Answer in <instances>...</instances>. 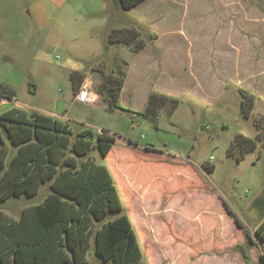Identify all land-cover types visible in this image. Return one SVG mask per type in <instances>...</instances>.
I'll list each match as a JSON object with an SVG mask.
<instances>
[{"label": "rangeland", "instance_id": "obj_1", "mask_svg": "<svg viewBox=\"0 0 264 264\" xmlns=\"http://www.w3.org/2000/svg\"><path fill=\"white\" fill-rule=\"evenodd\" d=\"M94 2L0 0V87H12L22 109L64 115L72 138L84 129L115 136L116 149L107 157L96 149L90 154L114 177L142 264H264V248L254 236L264 217V146L258 142L239 162L227 153L235 134L255 138V121L264 123V0H146L132 10H116L107 1L104 12L93 15ZM149 6L165 30L178 34H164L160 49L104 48L98 30L135 26ZM22 17L45 34L42 46L14 41ZM101 17L103 29L92 30L91 38L74 37ZM145 30L148 43L153 36ZM116 65L126 79L121 107L108 111L94 90L101 71ZM82 85L94 93L93 104L73 100ZM240 89L256 96L248 117ZM152 91L178 101L144 115ZM49 185L42 183L34 196L0 200V212L19 218L24 207L43 201ZM87 264L99 263L91 255Z\"/></svg>", "mask_w": 264, "mask_h": 264}, {"label": "trees", "instance_id": "obj_2", "mask_svg": "<svg viewBox=\"0 0 264 264\" xmlns=\"http://www.w3.org/2000/svg\"><path fill=\"white\" fill-rule=\"evenodd\" d=\"M107 1L116 10H130L143 0ZM96 33L104 48L107 43H120L137 52L146 45L135 26ZM125 79L126 72L118 65L101 71L94 91L106 110L121 107L119 97ZM240 92L241 111L248 117L256 96L246 89ZM0 95L13 97L15 91L4 84ZM169 101L176 104L178 100L152 91L143 114L155 115ZM255 128V138L237 133L230 142L227 153L236 162L256 149L258 142L264 146V123L256 120ZM72 134L67 121L37 110L14 107L0 114V200L34 196L42 183L50 181V192L43 201L24 207L19 218L0 212L1 264H87L91 255L99 264L143 263L131 220L126 212L121 213L122 199L114 177L107 165L96 163L90 154L96 149L101 158L107 157L115 136L89 129L79 131L74 138ZM228 211L248 240L254 242L238 217ZM254 236L264 248V217ZM239 246L246 258L243 245ZM262 258L264 261V251Z\"/></svg>", "mask_w": 264, "mask_h": 264}, {"label": "crops", "instance_id": "obj_3", "mask_svg": "<svg viewBox=\"0 0 264 264\" xmlns=\"http://www.w3.org/2000/svg\"><path fill=\"white\" fill-rule=\"evenodd\" d=\"M101 1L95 0V2L92 3V5H90L91 9H90L89 13L96 15V13L104 12L105 8H107V4L105 3V1H103V0H101ZM145 1L146 0L141 1L137 5L133 6L130 10H132L136 7H139ZM186 1H188V0H186ZM169 2L180 5V4H182L181 2L184 3V0H162V3H169ZM186 3L189 4L190 1L186 2ZM150 7L151 6H149V8H147V9L144 8L140 12V15L137 17L138 19H136V21L134 22L135 27H137L139 30L141 29V32H140L141 34H142V29H146L144 32H146L150 36H153V39L150 40L148 43H146V45L141 50H139L138 52H141V51H143L144 48L151 47V46H155L159 49L163 48L164 44L162 42H160V39L164 37V34H170L171 36L178 34V33L174 32V29L165 30L159 21V16L156 14L157 11L155 13L154 12L155 9L150 8ZM95 19H97V18H94L92 20V25L89 26L88 28H86L84 30V32L77 33L74 35V37L80 38L83 41L86 40L88 37L91 38L93 36L92 30L100 29L103 27L102 25L104 24V20H102L103 19L102 17L99 18V20H95ZM39 23H43V21L40 20ZM130 26H132V25H130ZM41 32H42L41 30H39V31L35 30L34 25L30 20H27V19H25V17H22L20 20V26H19L17 38L14 39V41L19 43L21 46H24V47H36L39 42L44 41L45 34L41 33ZM42 44L43 43H40L38 45V47L42 46ZM165 44H168V43L166 42ZM170 46H172V44H170ZM4 105L10 106L6 110H9L11 108L16 107L15 105H12L10 103L4 104ZM0 106H2V105H0ZM6 110L4 109V110L0 111V114ZM34 110H36V109H34ZM37 111L43 112V113H46L48 115H51V116L65 120L64 115H61V114L56 113V112L44 111L42 109L37 110ZM115 149L116 148L113 149V146H112V152Z\"/></svg>", "mask_w": 264, "mask_h": 264}, {"label": "built area", "instance_id": "obj_4", "mask_svg": "<svg viewBox=\"0 0 264 264\" xmlns=\"http://www.w3.org/2000/svg\"><path fill=\"white\" fill-rule=\"evenodd\" d=\"M93 95L94 93L88 89L87 85H82L73 95V100L82 104L91 105L94 103ZM8 103L15 105L17 108H21L22 106L15 96L7 97L0 95V105Z\"/></svg>", "mask_w": 264, "mask_h": 264}]
</instances>
